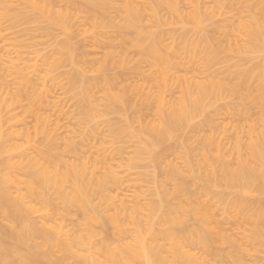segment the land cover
I'll return each instance as SVG.
<instances>
[{
    "label": "rangeland",
    "instance_id": "rangeland-1",
    "mask_svg": "<svg viewBox=\"0 0 264 264\" xmlns=\"http://www.w3.org/2000/svg\"><path fill=\"white\" fill-rule=\"evenodd\" d=\"M262 26H264V0H0V42L2 40L0 76L6 75L11 64L16 63L19 54L20 56L22 54V58L32 67L28 68H31L28 72L29 76L37 71L36 73L43 77V71L46 70L42 71V69H49L50 64L57 66L52 70L55 74L51 72L54 74V79L51 74L49 77L46 76L47 78L44 76L46 87L50 86L49 89L52 90L48 94L51 97L48 100L49 106L38 110L37 104L34 103L33 107L35 106L34 108L42 114V110L45 109L44 115H47V118L51 116L48 122L51 126L52 123L55 125V122L58 126H67L58 127L60 129L56 133L62 136L67 134L72 136V130L78 128L74 116L71 117L78 102L76 103L75 98L66 93L63 87L64 82L67 81V77L64 76L67 72L85 68L83 71L87 72L83 78L96 87L91 92L100 104H93L90 94H83L78 109L80 113L77 116L79 127L86 129L92 135H95V132H101L102 136L107 135L105 130H108L107 121L119 126L123 124L122 116L113 111L124 107L127 119L131 122L130 127L122 132L125 140H130L129 136L138 133L143 141L150 140L158 135L157 120L153 122L154 118L159 117L161 110L158 99L162 97L166 102L172 103L180 96L184 98L191 117L188 125L201 123L204 124V129L197 134L194 132V126H191L190 129L186 128V132H174L165 140L163 145L171 148L167 162L170 167L175 166L180 172L179 175L173 176L184 181L187 189L195 193L194 197H199L201 191L203 193L201 189L203 187H206L204 193L207 191L224 193L225 202L221 208L213 197L206 198L209 202L215 203L211 211L213 218L216 217L214 218L216 222L226 223L224 226L220 224L226 239L218 247L217 264H236L234 258H239L243 264H264V239L254 234L256 229H264V217H256L252 212L239 213L233 205H228L230 198L238 197L244 202H250L253 210L258 208L264 210V176L261 175L262 173L257 175L248 188V194L245 195L239 194L236 189L214 186L222 176L221 171L217 172L219 164L222 163L223 167L232 169L236 167L239 159H249L245 143L259 136L262 131L264 47L258 49L256 47L258 39L254 36L260 35H252L253 31ZM39 28L42 30L39 31ZM261 36L264 42V35ZM55 50L58 54L54 52ZM37 51L40 52L39 57ZM71 52L75 54L73 61L77 64L68 60ZM41 54L44 56L48 54L54 58H46L49 59L47 62L44 56V60L41 59ZM43 64L48 65L44 67ZM16 77L15 81L19 82ZM8 80L9 87H0L6 96L10 93L9 89L17 87L13 76ZM49 80L51 82H48ZM41 82L42 79L38 81ZM195 82L198 85H195ZM53 83H56L55 87ZM162 88L172 90L167 95L168 91L164 93ZM23 101L27 102L24 99ZM139 102L143 104L147 102L148 107L143 106V109L140 107L142 110L137 108ZM22 103L20 102L24 108ZM49 103L63 106H58L59 109L61 108L59 111L56 105L52 107ZM103 104H109L108 111ZM18 105L16 104L14 108L9 107L10 110L14 109L12 116H17L15 122L22 120L24 123L23 120L26 119L28 121L25 120L26 124L30 121L33 123L30 111L23 110ZM60 113L66 115L63 117ZM141 113L146 121L142 124L141 132H138L137 117ZM7 114L10 115V112L8 111ZM15 122H12L15 127L22 126L21 123ZM31 125L28 127L32 130ZM21 128L17 127V129ZM102 136L98 135L97 139L88 137L87 142H91L90 145L92 144L94 149L90 147L92 150H88L85 156L113 158L118 142ZM38 138L39 136L31 141L20 140L18 150H24L31 155L32 147L35 145L33 140L38 141ZM236 144L238 148H235ZM128 145L131 148L133 146L125 144L124 147ZM130 147L125 148L129 153L126 151L123 154L126 160L123 156H116L117 153L114 155L112 164L118 165L119 170H116L119 171L118 177L122 183L117 187L118 190L114 188L113 192L110 189V192L112 191L110 194L115 197V203L123 199L128 205L129 202L133 203L132 197L141 192H145L144 195L142 194L143 197L136 195L138 199L135 197L134 201L140 198L144 200V196L147 200L146 191L151 190L153 186L151 181L144 179L142 182L141 174H138L139 169L129 170L130 167L127 166V169H124L123 163L129 158L131 164H136L141 161L143 155L140 152L132 154L133 148L131 151ZM144 152L154 153L152 149ZM248 162L254 166L251 160ZM170 167L166 169L170 171ZM211 171H213V176L210 177L212 180L205 181L206 174ZM7 173L9 181L5 186L11 196L13 198L25 196V174L15 169L8 170ZM169 185L168 188L171 187V184ZM147 187H150L149 190ZM51 197L53 198L51 206L26 199L27 205L33 208L26 219L34 222L39 228L51 226L52 223L46 221V218L52 214L54 208L60 206L56 196L51 195ZM210 197L212 200L209 199ZM141 203L144 204V201ZM141 203L139 204L142 205ZM140 211L141 214L147 213L144 209ZM72 219L74 221L75 217ZM72 219H61V223L65 224L66 229H70L69 224L72 223ZM13 226L2 220V233ZM125 227L132 229L134 226L126 221ZM180 227L181 225H174L172 230L176 232ZM153 228L152 232L145 231L146 238L156 234L161 239L167 231V227L160 222L155 223ZM159 242L167 243L164 240ZM14 243V240H10L11 245ZM52 252L54 258L62 259L63 254L58 249L54 248ZM193 252L202 254L198 249ZM63 264L82 263L74 257H66L63 259Z\"/></svg>",
    "mask_w": 264,
    "mask_h": 264
},
{
    "label": "bare ground",
    "instance_id": "bare-ground-1",
    "mask_svg": "<svg viewBox=\"0 0 264 264\" xmlns=\"http://www.w3.org/2000/svg\"><path fill=\"white\" fill-rule=\"evenodd\" d=\"M41 30L39 28V31ZM253 34L260 35L254 36L258 39L256 41V47L258 49H263L264 42L262 39L263 36L261 35H264V26L253 31L252 35ZM56 50L54 52H56ZM36 53L39 57L40 52L38 53L37 51ZM42 54V58L40 57L42 60L51 57L48 54L45 55H48L47 57ZM56 54L58 53L56 52ZM74 55L75 54L71 52L68 56L69 59H67L77 64L76 61H73L75 59ZM48 60L46 61L48 62ZM47 65L44 66L43 64L42 66L46 67ZM29 67L31 66L27 63L26 59L24 60L22 54L21 56L19 54L16 58V63L11 64L8 71H6V75H4V77L0 76L2 77V79H0L1 88L3 86L9 87L10 81L8 79L11 76H13L14 84L17 85V87L14 86V89L11 88V90H8L10 93H7V96L0 90V264H63V259L66 257H74L82 264H217L219 257L218 247L221 245L222 241L226 239L225 232L221 228V225L224 226L226 223L221 224L219 221L216 222L214 219L216 217L213 218L211 208L215 207V203L219 204L218 206L221 205L220 208L223 207L225 202L224 193L221 191H207L204 193L206 187H203L201 188L203 193L201 191L199 197H194L195 193L187 189L184 181L177 176H173L176 174L179 175L180 172L177 171V167L171 166V168L169 166L167 155L171 148L163 145L165 140L169 139L174 132L184 133L187 129H190L189 127L194 126V132L199 134L204 129V124L201 123L191 126L188 125L191 121V117L185 99L180 96L178 99L176 98L177 100L175 102L172 101V103L166 102L162 97L158 99L161 110L158 115L159 117L153 119V122L157 120L156 127L158 135L147 141H143L139 133L132 134L129 136V138H131L130 140H125L122 132L130 127L131 122L127 119L124 107H121L117 111H113L122 116L121 121H123V124L119 126L107 121L106 128H108V130H105L108 134L103 135L104 138L107 137L106 139L110 138L118 142L116 144L117 147H115L117 148L115 151L117 154L114 153L116 156H125L123 154L128 151H125V148L127 149V147H130L129 145L124 147L125 144L133 145V151L131 147V149L129 148L132 154L139 152L143 155L147 154V156L142 155L141 161L136 164H131L130 158L127 162L123 163L124 165L120 164L124 166V169H127L126 166L130 167L129 170H131V168L139 169L140 172L138 174H141L140 178L142 177V182L145 179L151 181L153 184V186L151 185V190H149L150 187H147V190H149L146 191L147 194H145L147 200H145V196L144 200L140 198L141 202L144 201L145 205L142 204L140 200L134 201L138 195L143 197V193L145 192L135 194V196L132 197L133 203L129 202L130 205L123 199L115 203V197L110 193H112V191L114 192V188L118 190L117 187L121 185L122 181L118 177V165H115V168L112 164L113 159H115L114 155L113 158L106 156L101 158L100 156H96L97 158L94 156V158H90L91 156H85V154L89 152L88 150L91 149L90 147H92V144L90 145L91 142H87L88 137L97 139L98 135H102L101 132H95V130H93L95 135H92V133L79 127L77 124L79 122L77 116H79L80 113L78 109L83 94H90V97L93 99L91 102L95 105L100 104L99 101L95 100L96 98L95 96L93 97V93L91 92L92 89L96 87L92 82L83 78L87 71H83L85 68H83V70L81 68V71L67 72V74L63 72L65 74L64 76L67 77V79L64 77L67 81H63L64 90L66 93L70 94L72 98H75L74 101H76V103L78 102L76 104L77 107H75L76 109L73 110L75 112H72L73 114L71 115V117L74 116L78 128L72 130V136L68 134L67 136H62L57 134L56 131L60 128H66L67 126H58V124H56L57 122H55V125L52 123V126L54 125L52 127L50 123L48 124L51 116L47 118V115H44L45 107L49 106L48 100L51 98L48 96L51 90L49 88L51 87H46V82H44L46 80H44V78L46 76L49 77V74H51L50 76L53 78L55 72L52 70H55L54 68L57 66H51L50 64L48 66L49 69H42V71L46 70L43 71L45 77L39 76L38 73H36L37 71L32 75L30 73L31 76H29L28 72L32 68L28 69ZM34 70L35 69H33V71ZM58 72L59 71H57V73ZM43 73H41V75H43ZM15 77L20 81L16 82ZM41 79L42 82L38 83ZM50 80L48 82H51ZM197 82H195V85L200 83ZM173 88L172 85V89ZM171 90H163L162 88L164 93L168 91L167 95ZM6 92L7 90L5 93ZM180 95H182V92ZM23 99L27 101L25 102L27 106ZM20 102H23L22 105L26 108H23ZM53 102H55V100ZM34 103L37 104L36 107L38 110L45 108L42 110L43 114L39 113L38 110L34 108L35 106L33 107ZM50 103H52V101ZM139 103L140 105L137 107L139 109H141L140 107L143 109V106L144 108L148 107L147 102H144V104L142 102ZM16 104H20L18 106L22 107L23 110L26 109L30 111V118L34 121L33 123L30 121L26 124V119L23 120L25 124L22 123V120H20L21 122H15L14 119H16L15 117L17 116L14 115L13 117L12 115L14 114L13 108ZM149 104L151 105L150 102ZM54 105H56V109L63 106L62 104ZM103 105L105 106V110L108 111L109 108H107V105L109 104ZM10 106H13V108H11L13 111L9 109ZM141 110L139 111L141 112ZM5 111H9L10 115H8L9 113L7 114V112L4 114ZM149 112L151 114V111ZM65 113H60V115L64 117L66 115ZM150 116L154 117L155 115ZM142 117V113L137 117L139 125L138 132H141L143 127L142 124L146 121V118L143 119ZM13 121L16 124L19 122L18 124L21 123L22 126L24 125L23 128H21V125L15 127L14 123H12ZM31 123L33 125H31ZM29 125L33 126L32 130L29 129ZM17 127L21 129H17ZM36 136H39V140H33L35 145L32 147L34 152L32 153L34 156L32 153L31 156L29 155L30 153L24 150H18L20 146L18 142L20 140L31 141ZM99 139L101 138L99 137ZM245 146L248 150L247 158L249 159H239L236 167L232 169L223 167L222 163H220L217 172L221 171L222 176L217 181V184L214 185L215 187L225 186L231 190L236 189L239 194L245 195L248 194V188L252 185L254 178L261 173V175L264 176V118L262 119V131L260 135L256 138L249 139V141L245 143ZM85 147L86 149H84ZM235 148H238V144L235 145ZM92 149L94 148L92 147ZM147 149H152L154 153L150 154L144 152V150ZM127 153H129V151ZM90 154L92 155V153ZM130 155L128 156L130 157ZM250 160L254 166L249 164L248 161ZM123 166L121 168H123ZM166 167H170L171 172L166 169ZM11 169L25 174V196L13 198L6 188L5 183L9 181V174L7 172ZM211 176H213V171L206 174L205 181L212 180V178H210ZM130 177L132 179V175ZM123 179L126 180L125 178ZM169 184H171V187L168 188V186H170ZM110 189H112L111 192ZM51 195L56 196V200L60 206L54 208L52 214L46 218V221L52 223L51 226L39 228L34 222L26 219L27 214L33 211V208L27 205L28 201H26V199L30 202L40 201L47 206H51L53 203ZM209 196L213 197L216 202L211 203L213 201L209 202L206 200ZM211 197L209 199H211ZM229 204H231V206L233 205L234 209L239 213L252 212L256 217H264V210L262 208L253 210L250 202H244L238 197L230 198L228 201V205ZM142 209L147 213L141 214L140 210ZM215 210L217 209L215 208ZM74 217L75 219L73 221L72 218ZM67 218L69 220L72 219V223L70 222L71 224H69L71 227L70 229H66L65 224L63 225L61 223V219ZM2 220L11 223L15 227L7 228L2 233ZM126 221H129L134 227L132 229L126 228ZM159 222L167 227V231L163 237L159 239L156 234H152L149 238H146L145 231H154V224ZM174 225H181V227L174 232L172 230ZM215 229L216 231H214ZM254 234L264 239V229H256ZM10 240H14V245L10 244ZM160 240H164L167 243H160ZM54 248L58 249L63 254V257H61L62 259L54 258L52 252ZM197 249L200 250L202 254L200 253V255H198V251L193 252ZM234 261L236 264H243L239 258H234ZM256 262L257 261H255V263Z\"/></svg>",
    "mask_w": 264,
    "mask_h": 264
}]
</instances>
